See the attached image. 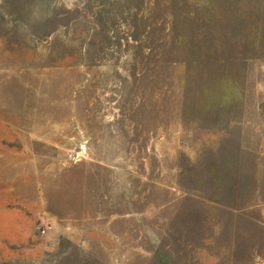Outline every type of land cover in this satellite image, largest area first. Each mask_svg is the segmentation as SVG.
<instances>
[{"label":"rangeland","instance_id":"rangeland-1","mask_svg":"<svg viewBox=\"0 0 264 264\" xmlns=\"http://www.w3.org/2000/svg\"><path fill=\"white\" fill-rule=\"evenodd\" d=\"M37 258L264 264V0H0V264Z\"/></svg>","mask_w":264,"mask_h":264},{"label":"crops","instance_id":"crops-1","mask_svg":"<svg viewBox=\"0 0 264 264\" xmlns=\"http://www.w3.org/2000/svg\"><path fill=\"white\" fill-rule=\"evenodd\" d=\"M41 260V258H37V259H33V261H34V263H36V264H41L40 261Z\"/></svg>","mask_w":264,"mask_h":264},{"label":"built area","instance_id":"built-area-1","mask_svg":"<svg viewBox=\"0 0 264 264\" xmlns=\"http://www.w3.org/2000/svg\"><path fill=\"white\" fill-rule=\"evenodd\" d=\"M46 230H47L46 227H43V228H42V231H43V232H46Z\"/></svg>","mask_w":264,"mask_h":264}]
</instances>
